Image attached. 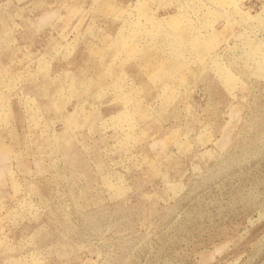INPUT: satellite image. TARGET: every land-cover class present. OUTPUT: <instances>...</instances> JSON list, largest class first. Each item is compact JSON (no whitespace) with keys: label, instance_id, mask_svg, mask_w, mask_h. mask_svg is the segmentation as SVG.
Segmentation results:
<instances>
[{"label":"rangeland","instance_id":"1","mask_svg":"<svg viewBox=\"0 0 264 264\" xmlns=\"http://www.w3.org/2000/svg\"><path fill=\"white\" fill-rule=\"evenodd\" d=\"M0 264H264V0H0Z\"/></svg>","mask_w":264,"mask_h":264}]
</instances>
